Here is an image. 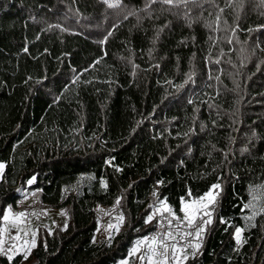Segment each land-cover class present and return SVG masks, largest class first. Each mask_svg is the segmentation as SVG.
Returning a JSON list of instances; mask_svg holds the SVG:
<instances>
[{
	"label": "trees",
	"instance_id": "16d2710c",
	"mask_svg": "<svg viewBox=\"0 0 264 264\" xmlns=\"http://www.w3.org/2000/svg\"><path fill=\"white\" fill-rule=\"evenodd\" d=\"M201 2L0 0V228L33 192L69 211L28 259L0 264H116L160 201L182 216L214 184L183 264H264V3ZM99 205H119L124 227L96 241Z\"/></svg>",
	"mask_w": 264,
	"mask_h": 264
},
{
	"label": "snow or ice",
	"instance_id": "6c2138e0",
	"mask_svg": "<svg viewBox=\"0 0 264 264\" xmlns=\"http://www.w3.org/2000/svg\"><path fill=\"white\" fill-rule=\"evenodd\" d=\"M107 2V0H106ZM159 2L162 5H169L171 8H180L183 6L187 8L188 4H194L197 7H202L203 4L201 0H150V3ZM264 3V0H262ZM109 7H119V3H110ZM150 6V4H149ZM231 7V4L228 5ZM217 7H219L217 5ZM171 10V9H169ZM220 12H223L224 9L220 8ZM219 20V17H217ZM264 27V26H261ZM108 163L111 164V161ZM6 165L4 163H0V176H2L3 170L5 169ZM35 181V177L28 181V184H32ZM162 183V182H160ZM107 187L106 183L104 185ZM220 189L219 184H214L211 186L210 190L204 194L203 196L199 197L198 199H192L190 202L183 201V206L180 211L183 213V216L177 215L176 212L167 204L166 200L160 201V206L156 209V213L149 215L146 219V223H150L154 218L155 215L158 214L160 216H165L168 214L171 218L167 220V227L164 228L163 231L159 232L158 235H154L149 241L148 238H144L143 240L137 241V247L132 249V254L135 255L140 251L141 245H148L147 254L142 255L139 258L144 261H147V264H182V262H186L189 259V255L195 257V255L199 252L202 247V237L206 231V228L209 224L212 223L211 219V212L208 211L211 205L216 203L217 196L219 192L216 191ZM253 191V200L257 199L255 195V189ZM154 195H158L155 194ZM188 195L191 196V191L189 190ZM119 203V201H117ZM246 208L255 206L252 204L245 205ZM264 211V209H261ZM26 213L20 212L13 217L11 209L8 210V214L3 217L6 222H13L15 224H22L25 222ZM204 217H208V219H204ZM121 221L123 217L119 218ZM200 220V223L197 224V220ZM175 222L176 229L180 231H171L173 224ZM227 223L226 221H223ZM158 224L163 227V221L158 222ZM111 227V226H110ZM193 229V231H183V228ZM7 232V228L4 229ZM244 232L243 228L237 227L235 229V240L237 243L242 242V233ZM189 237H192L195 242L188 240ZM21 239L20 236H16L15 240L19 241ZM181 240H184L185 243L181 244ZM4 241L0 240V254H4L7 256L8 252L4 248ZM36 241L33 240L31 245L25 241L24 247L28 250L23 253V258L26 260L30 255L31 248L36 247ZM15 245H12V248H15ZM191 248L192 252L189 254L188 249ZM12 249H8L11 251ZM12 259V257H9ZM122 264H127V261L122 262Z\"/></svg>",
	"mask_w": 264,
	"mask_h": 264
},
{
	"label": "rangeland",
	"instance_id": "374dc122",
	"mask_svg": "<svg viewBox=\"0 0 264 264\" xmlns=\"http://www.w3.org/2000/svg\"><path fill=\"white\" fill-rule=\"evenodd\" d=\"M219 190L220 189L216 191L219 192ZM29 195L32 196V199L35 200L39 206L31 214H27L23 208H20L17 206L16 207L9 206L7 207L5 211L4 216L8 214L9 209H11L13 217L20 212H25L27 214L25 222L22 224L14 225L13 222H6L3 219L2 226L0 228V240L4 241L3 246L5 250L8 252L7 254L8 258L9 257L14 258V256H16L17 254L24 253L25 251H27L28 249L24 247L25 241H27L28 244L31 245V242L35 240L37 244L38 231H39L40 226L47 228L49 231H52L56 226L66 228L69 223V211L67 207H52L50 205H47L43 203L42 201H39L37 193L35 192L27 194L20 202L22 203V205H25L29 202L27 201V198L29 197ZM195 199H198V198H195ZM190 201L191 200H189L188 202ZM216 202H217V199H216ZM256 204L258 205L257 199H256ZM159 206H160V203L153 209L150 215L155 214L156 209ZM215 209H216V203L214 205H211L210 208L208 209V211L211 212V219H213ZM97 212L99 215V226H98L96 236H95L96 241H100L104 238L110 237L116 233H119L123 229L124 216L121 213V208L119 205H114L112 207L99 205L97 207ZM257 214H258L257 207L249 208V210L244 214L245 227H249L253 223L254 218ZM121 216L123 217L122 221L119 219ZM160 218H171V217L168 216V214H165V216H160L156 214L155 218L151 221V223H155L156 225ZM204 219H208V217H204ZM199 223H200V220L198 219L197 224ZM6 228H7V232L4 231V229ZM241 228L245 230L244 227H241ZM172 230L174 232L180 231L176 229L175 222L173 224ZM190 231H193V229H190ZM154 235L156 234L153 232L151 235L140 238L138 241L143 240L144 238H148L149 241H151V238ZM204 235L205 233L203 234V237H202V244L204 240ZM16 236H20L21 239L19 241L15 240ZM242 236H243V233H242ZM188 240L195 242L192 237H189ZM12 245H15L16 247L12 248ZM135 247H137V242L134 244L132 249ZM10 248L12 250L8 251V249ZM132 249L130 250L126 258L119 260L116 264H122V262L124 261H127V264H147L146 260L142 261L139 257L147 254L148 245L146 244L141 245L140 251L136 253L135 255L132 254ZM188 252L190 254L192 252V249L189 248ZM189 257H191V255H189ZM183 263L184 262H182V264Z\"/></svg>",
	"mask_w": 264,
	"mask_h": 264
},
{
	"label": "built area",
	"instance_id": "2783aa9c",
	"mask_svg": "<svg viewBox=\"0 0 264 264\" xmlns=\"http://www.w3.org/2000/svg\"><path fill=\"white\" fill-rule=\"evenodd\" d=\"M21 201H22V199H20V200L18 201V203H17V207L23 208L27 214H31L36 208L39 207L38 204L36 203V201L32 199V196H31V195H29V197L27 198V201H29L27 204L22 205V203H20ZM168 219H170V218H160V219L158 220V222L163 221V227H161V226L158 224V222H157V224H156V226H155V229H154V233H155L156 235H158L159 232L163 231L164 228L167 227V220H168ZM169 230L173 231L172 228L169 229ZM183 231H190V229H187V228L185 227V228H183ZM181 244H184V241H183V240H181Z\"/></svg>",
	"mask_w": 264,
	"mask_h": 264
}]
</instances>
